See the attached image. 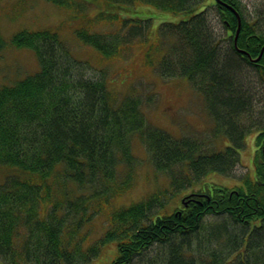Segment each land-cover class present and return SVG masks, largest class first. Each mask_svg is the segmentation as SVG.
Listing matches in <instances>:
<instances>
[{"label": "trees", "instance_id": "trees-1", "mask_svg": "<svg viewBox=\"0 0 264 264\" xmlns=\"http://www.w3.org/2000/svg\"><path fill=\"white\" fill-rule=\"evenodd\" d=\"M48 1L80 6L77 0ZM110 1L146 4L180 18L161 22L149 44L139 36L151 18L85 14L76 38L107 60L128 59L140 44L159 75L188 79L204 99L213 134L229 144L207 148L192 136L174 137L151 124L143 105L152 94L143 97L135 86L118 91L106 70L74 57L60 35L64 22L23 28L9 38L0 32V53L27 47L39 63L34 73L0 86V264H97L110 243L115 249L104 264H142L143 258H134L155 242L170 243L164 264H264V107H255L264 92V49L252 60L264 45V4L250 18L241 0ZM211 12L224 35L211 29ZM100 17L120 19L117 29L90 30ZM224 38L230 39L226 48L220 44ZM243 73L262 87L259 92L241 83ZM255 128L254 175L243 173L233 186L202 181L210 172L230 175L240 162L237 148ZM136 140L167 184L128 206H113L136 182ZM207 214H227L233 230L222 222L201 247ZM102 215L105 226L94 238L90 226Z\"/></svg>", "mask_w": 264, "mask_h": 264}, {"label": "rangeland", "instance_id": "rangeland-1", "mask_svg": "<svg viewBox=\"0 0 264 264\" xmlns=\"http://www.w3.org/2000/svg\"><path fill=\"white\" fill-rule=\"evenodd\" d=\"M246 10L250 13V18L258 10L259 5L264 4V0H241ZM79 9L71 6H60L57 3L48 0H0V32L5 37H10L14 32L27 28L39 29L46 27H55L63 23V29L60 30L61 37L69 44L74 57L88 61V63L97 68L106 70L108 80H112V87L118 91L124 92L135 86L142 93L143 97L152 94V102L144 103L143 112L148 121L167 131L174 137L182 135L192 136L203 142L207 148H224L228 145V139L224 135L215 136L213 134L214 121L208 114L203 97L190 85L188 79L181 77H162L156 71V66L146 61L145 51L141 49L140 44L133 46V53L130 58L113 57L110 60L105 59L93 46L84 44L78 40L74 34L75 28L80 24L86 25L85 14L89 17H96L98 13H107L115 16V13L121 17L127 18H151L149 23L150 30L144 29L140 39L151 44L156 37L158 25L163 21H178L180 16L173 15L164 10L151 7L146 4L129 5L110 0H77ZM261 7V6H260ZM214 7L210 6L208 13ZM79 12V14H78ZM83 12V13H81ZM78 14V15H77ZM252 15V16H251ZM99 16V15H98ZM100 17L93 24H90V30L99 33L113 32L117 29L120 19H108ZM209 24L213 32L218 35H224L222 22L220 19H214V13L209 16ZM148 31L146 32V30ZM225 37V36H224ZM141 42V41H140ZM230 39L224 38L220 42L225 48L230 45ZM147 47V45H145ZM228 49V48H227ZM144 51V52H143ZM155 50L151 60L157 62ZM149 61V59H148ZM39 63L35 52L27 47H8L0 53V86L10 84L18 78L38 70ZM245 68V67H243ZM90 75L94 74L93 69L87 70ZM249 72V70H246ZM245 73V72H244ZM243 73L240 81L244 85L250 86L251 92L254 88L259 92L261 86L254 83V79L248 78ZM251 72H249V75ZM121 75V76H119ZM116 79V77H118ZM111 77V79H109ZM252 87H254L252 89ZM257 109L264 107V92L256 96ZM255 112L254 116H257ZM256 130L245 135L244 144L237 148L240 164H236L230 175L219 172H210L203 177L204 182H217L226 186L237 185L240 182V176L247 172L253 176L254 171V136ZM134 154L140 158L141 163L136 169V182L130 191L116 198L113 206H128L134 201L140 200L148 192L154 190L157 186L167 184L165 175L155 171L151 166L150 157L147 155L144 145L135 141L133 144ZM196 185H194L195 187ZM193 186L190 188L192 189ZM189 189V188H188ZM186 190V191H190ZM184 191V192H186ZM174 198L167 201V208H172ZM105 216H101L91 228V235L95 238L105 226ZM226 223V228L233 225L228 219L227 214H207L199 231L201 247L206 246V240L214 227ZM227 228V229H228ZM233 230V229H232ZM212 234V233H211ZM206 237L205 239H202ZM92 239V238H91ZM175 242V241H173ZM170 243H158L150 245L136 259L143 258L142 264H164L171 247ZM193 245L198 246L197 241ZM200 246V245H199ZM214 247L217 245L213 244ZM170 247V248H169ZM115 249V244L110 243L102 248L101 253L94 260L97 264H102L110 260L109 253ZM198 254H196L197 256ZM114 256V255H113ZM103 263V264H104ZM134 264H140L135 261Z\"/></svg>", "mask_w": 264, "mask_h": 264}, {"label": "water", "instance_id": "water-1", "mask_svg": "<svg viewBox=\"0 0 264 264\" xmlns=\"http://www.w3.org/2000/svg\"><path fill=\"white\" fill-rule=\"evenodd\" d=\"M231 9L234 11V9H233L232 7H231ZM235 13H236V12H235ZM236 15H237V18H238V25H237L236 34H235V40H236L237 34H238V32H239V29H240V18H239V15H238L237 13H236ZM263 49H264V45L262 46L261 51H260L258 57L261 56ZM241 51L245 53L244 50H241ZM258 57H257V58H258ZM255 60H256V59H255Z\"/></svg>", "mask_w": 264, "mask_h": 264}]
</instances>
